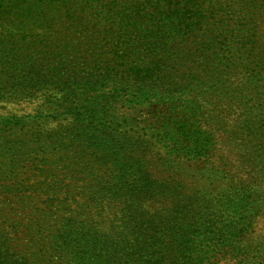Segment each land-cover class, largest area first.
<instances>
[{"label":"trees","instance_id":"obj_1","mask_svg":"<svg viewBox=\"0 0 264 264\" xmlns=\"http://www.w3.org/2000/svg\"><path fill=\"white\" fill-rule=\"evenodd\" d=\"M263 23L264 0H0V100L42 91L36 115L0 117V264L244 259L264 125L243 127L239 181L213 128L264 66Z\"/></svg>","mask_w":264,"mask_h":264},{"label":"rangeland","instance_id":"obj_2","mask_svg":"<svg viewBox=\"0 0 264 264\" xmlns=\"http://www.w3.org/2000/svg\"><path fill=\"white\" fill-rule=\"evenodd\" d=\"M260 31H262L260 34H264V26L260 29ZM263 36L264 35H262V37L257 36L255 39L257 44L252 43V56L255 54L254 47L255 49H259L260 43L264 41ZM242 71L240 72L238 78L235 79L234 84H232V87H238L236 98L233 101L230 100L227 102V104L230 103L227 108L222 104V106H225L222 111V120L224 119V125L221 126L220 131L213 128V132L215 134L217 133L218 138L216 139L219 141L217 144L218 152L221 153L223 159L225 160L226 168L229 169L228 171H231L232 168H236L239 171L236 175L238 181L249 178V174L245 171L246 169H244L245 162H242V157L246 151L245 149L248 147V142L244 134L246 131L243 127L249 124L251 125V129H254L260 125H264V89L260 86L264 84V66L258 71L257 69L254 70L253 65H249L246 66L245 69L243 68ZM257 74L259 76H257ZM253 79L254 83L256 80L257 84L251 83ZM194 92L196 94L198 89L196 88ZM192 94L194 93L191 92L188 94V97H191ZM41 95L42 91H39L34 93V97L32 98L28 96L14 98L9 101L0 100V117L12 114L36 115V109L42 100ZM209 102L214 105L216 103L215 97L212 96ZM206 127L212 126L208 124ZM3 130L4 129L0 127V131L2 132ZM258 131L260 132L261 130L258 129ZM194 181L191 183H194ZM208 188L211 189L210 187ZM256 225V233L254 234L253 231L250 239L246 241V243H250V246L248 251L245 250V258L240 261L238 259L231 258L225 261L224 264H251L250 262L254 261L252 256L254 255V241L256 242L255 237H264V209L261 217L257 220ZM247 258H249L250 262H247Z\"/></svg>","mask_w":264,"mask_h":264}]
</instances>
